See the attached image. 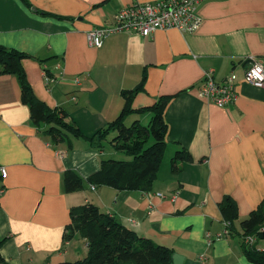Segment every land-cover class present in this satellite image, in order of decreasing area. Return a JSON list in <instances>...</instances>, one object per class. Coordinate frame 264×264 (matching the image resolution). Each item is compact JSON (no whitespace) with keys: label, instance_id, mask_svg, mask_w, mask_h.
I'll list each match as a JSON object with an SVG mask.
<instances>
[{"label":"crops","instance_id":"0c3cea01","mask_svg":"<svg viewBox=\"0 0 264 264\" xmlns=\"http://www.w3.org/2000/svg\"><path fill=\"white\" fill-rule=\"evenodd\" d=\"M28 1L0 0V45L29 55L22 65L36 96L64 109L83 136L51 143L47 126L33 123L18 77L0 69V166L8 171L0 177L5 261L59 264L84 258L88 242L79 236L66 241L64 234L70 209L91 202L140 236L182 254L183 264H255L244 253L241 235L218 237L224 228L219 203L225 196L234 199L242 232L240 221L264 199V88L244 79L250 58L264 63V0H202L203 23L193 33L171 28L143 37L124 31L108 36L101 47L89 43L88 31L110 24L121 7L156 0ZM210 68L218 82L237 74L229 106L198 94ZM45 69L58 78L55 84H46ZM143 78L125 123L133 115L148 126L151 107L170 97L163 113L166 146L150 190H92L86 181L82 189L66 192L67 169L86 179L104 159L119 153L129 158L112 141L111 149L105 146L116 131L93 135L118 118L123 91ZM255 246L264 250V238Z\"/></svg>","mask_w":264,"mask_h":264},{"label":"trees","instance_id":"16d2710c","mask_svg":"<svg viewBox=\"0 0 264 264\" xmlns=\"http://www.w3.org/2000/svg\"><path fill=\"white\" fill-rule=\"evenodd\" d=\"M23 1L30 5L28 0ZM28 56L16 49L0 45V69L3 73L15 74L18 77L22 101L29 106L33 123L47 126L45 132L53 144L65 140L70 142L71 137L83 136L80 129L67 120L68 113L64 109L51 108L36 96L22 65V60ZM143 86L144 78L134 88L124 90L126 102L121 114L106 128L93 135L103 138L111 131H116L118 134L111 140L112 144L129 158L104 159L100 168L86 179L77 171L67 169L63 174V186L66 192L82 189L86 181L96 186L109 185L120 190H150L166 146L167 124L163 113L170 97L164 96L151 107L154 115L148 126H143L139 121L126 125L125 118L132 112V100ZM147 109L141 108L138 112ZM151 138L154 140L149 144ZM219 208L224 222L228 223L229 235H241L242 239L247 235H255L257 240L264 238V199L247 218L240 221L242 232L239 231L237 224L239 210L234 199L225 196L219 203ZM70 218L71 221L65 228V240L79 236L88 242L89 248L84 258L59 264H174V249L140 236L114 216L101 211L94 203L87 202L72 207ZM4 240H0V249ZM243 250L251 262L264 264V250L257 249L255 243L248 245L243 242ZM0 264H9L1 252Z\"/></svg>","mask_w":264,"mask_h":264},{"label":"built area","instance_id":"2783aa9c","mask_svg":"<svg viewBox=\"0 0 264 264\" xmlns=\"http://www.w3.org/2000/svg\"><path fill=\"white\" fill-rule=\"evenodd\" d=\"M201 1L156 0L121 7L115 13L110 24L97 26L88 31V41L92 46L101 47L108 36L124 31H132L143 37L151 36L159 29L171 28L193 33L203 23V17L198 11ZM43 75L49 86L58 81V78L49 75L46 69ZM244 79L257 87L264 88V63L260 59L250 58L245 69ZM237 81V74L232 72L222 82H218L214 77V69L210 68L204 72L203 82L197 92L206 100L226 107L236 97ZM7 175V168L0 166V177L5 179ZM90 187L92 190L96 189L94 184H90ZM3 192L4 187L0 185V195ZM227 227L228 223L224 222L223 231L218 235L219 238L229 235ZM207 238L210 241L211 234L209 232ZM256 240L255 235L243 237V242L248 245H253Z\"/></svg>","mask_w":264,"mask_h":264},{"label":"rangeland","instance_id":"374dc122","mask_svg":"<svg viewBox=\"0 0 264 264\" xmlns=\"http://www.w3.org/2000/svg\"><path fill=\"white\" fill-rule=\"evenodd\" d=\"M135 120V117L133 116V115H131V116H129L127 119H126V123H127V125H130L133 121ZM114 136H116V133H114V134H112V136L107 140V141H105V146H106V148L107 149H111V140H112V138L114 137ZM152 142V140H150L149 141V144ZM115 158H127L126 156H124L123 154H118L117 156H115ZM167 159H168V153L166 154V156H165V159H164V161H167Z\"/></svg>","mask_w":264,"mask_h":264},{"label":"water","instance_id":"95a60500","mask_svg":"<svg viewBox=\"0 0 264 264\" xmlns=\"http://www.w3.org/2000/svg\"><path fill=\"white\" fill-rule=\"evenodd\" d=\"M184 262V256L180 253L175 252L173 254V263L174 264H183Z\"/></svg>","mask_w":264,"mask_h":264}]
</instances>
